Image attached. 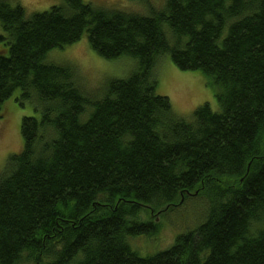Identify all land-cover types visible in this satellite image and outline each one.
Returning a JSON list of instances; mask_svg holds the SVG:
<instances>
[{"label":"trees","instance_id":"1","mask_svg":"<svg viewBox=\"0 0 264 264\" xmlns=\"http://www.w3.org/2000/svg\"><path fill=\"white\" fill-rule=\"evenodd\" d=\"M0 27V109L19 89L39 112L0 173V264H264V0H164L147 14L59 0L31 15L0 0ZM84 33L100 57L137 61L100 97L44 60ZM164 54L208 77L219 111L174 113L156 93ZM190 195L207 200L202 221L139 256L128 238L157 225L141 214Z\"/></svg>","mask_w":264,"mask_h":264},{"label":"rangeland","instance_id":"2","mask_svg":"<svg viewBox=\"0 0 264 264\" xmlns=\"http://www.w3.org/2000/svg\"><path fill=\"white\" fill-rule=\"evenodd\" d=\"M19 3L27 15L42 12L59 0H10ZM94 5L114 7L123 11L147 14L149 6L160 8L164 0H84ZM167 28V27H165ZM3 31L0 27V34ZM2 48L5 46L1 45ZM6 48V47H5ZM2 49H0V52ZM44 60L47 63L75 68L83 88L100 97L105 83L111 79H123L136 69L137 61L129 55L114 59H104L94 52L88 44L86 34L73 44L50 50ZM157 80L156 93L169 99L174 113L185 119L191 118L192 112L200 105L208 103L212 111H219L215 87L208 84V77L200 70H180L171 61L169 54H164L154 67ZM21 90L16 89L7 98L0 109V173L10 154L18 153L23 146L20 124L24 116L39 117V112L30 101L21 100ZM91 110L87 107L86 110ZM88 112L85 113V116ZM197 195V194H196ZM190 195L176 206L166 209L161 216L141 214L156 222V232L149 235L130 236L131 248L141 257L152 256L168 248L177 235L193 229L201 220L204 211V198ZM163 208L159 209L160 211ZM159 212V211H158ZM199 221V222H198ZM28 253H22L16 264H29L33 261ZM31 260V261H29ZM30 263V264H31ZM33 264V263H32Z\"/></svg>","mask_w":264,"mask_h":264}]
</instances>
